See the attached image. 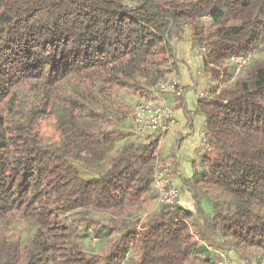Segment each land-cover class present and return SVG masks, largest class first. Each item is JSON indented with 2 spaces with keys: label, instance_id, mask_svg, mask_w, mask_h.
<instances>
[{
  "label": "trees",
  "instance_id": "obj_1",
  "mask_svg": "<svg viewBox=\"0 0 264 264\" xmlns=\"http://www.w3.org/2000/svg\"><path fill=\"white\" fill-rule=\"evenodd\" d=\"M189 28L210 148L181 179L194 209L149 212L176 151L123 125L175 79ZM213 236L244 264L264 256V0H0V264H122L133 249L126 264H216Z\"/></svg>",
  "mask_w": 264,
  "mask_h": 264
},
{
  "label": "crops",
  "instance_id": "obj_2",
  "mask_svg": "<svg viewBox=\"0 0 264 264\" xmlns=\"http://www.w3.org/2000/svg\"><path fill=\"white\" fill-rule=\"evenodd\" d=\"M175 57L178 66L175 82L184 91L181 97V94L172 89L162 93L166 104L172 109L173 119L162 142V153L164 157H168L173 149L176 151V171L174 168L172 180L180 190L178 204L193 210L194 201L191 194L182 188L181 179L191 177L200 161L201 132L204 130L205 116L199 111L198 100L208 90L211 76L206 70L203 55L193 45L190 28L183 41L176 44Z\"/></svg>",
  "mask_w": 264,
  "mask_h": 264
},
{
  "label": "built area",
  "instance_id": "obj_3",
  "mask_svg": "<svg viewBox=\"0 0 264 264\" xmlns=\"http://www.w3.org/2000/svg\"><path fill=\"white\" fill-rule=\"evenodd\" d=\"M204 51V48H200V52ZM239 60L241 63L245 62L243 58H233ZM242 63V64H243ZM168 89L176 90L175 79L161 83L159 88L152 90L149 95V101L141 103L137 106L135 112V126L140 133L153 134L159 133L160 138L158 141V147L161 149L162 142L165 134L173 123L172 109L169 107L162 93ZM177 93L181 94L182 89H178ZM203 95L210 97L211 94L204 93ZM166 120V122H164ZM208 138L204 132H201V146L199 151V157L201 158L209 150ZM155 172V178L153 187L158 193V204L174 205L180 196V190L177 186L173 185L172 178L167 169H159L158 161ZM222 264V263H221Z\"/></svg>",
  "mask_w": 264,
  "mask_h": 264
},
{
  "label": "rangeland",
  "instance_id": "obj_4",
  "mask_svg": "<svg viewBox=\"0 0 264 264\" xmlns=\"http://www.w3.org/2000/svg\"><path fill=\"white\" fill-rule=\"evenodd\" d=\"M199 52H200V50H199ZM252 55L253 56H255V55L258 56V55H260V53H259V51H256L255 54H252ZM206 93H210L209 87H208V90L205 91V94ZM131 121H132V118L130 117L127 121L124 122V125H123V127L125 129L126 137L128 139H132L133 140V139H135L136 136L140 137L141 135H145L144 133H139L138 134L137 130L134 128L135 122H131ZM42 131H43L45 137L51 138V136H53V139L56 138L55 131H54V126L52 124L51 119H46L45 121H43ZM129 133H131V137H128L127 134H129ZM162 148L163 147H161V151H162ZM199 167H201V165H200V163H197L195 169H197ZM167 170L169 171V174H170L171 178L173 179L174 170L170 169V168H167ZM172 183H173V180H172ZM150 201H149V203L147 205H144L145 210H148L149 212L155 210V207H157V205H158V197H157L156 200H153L152 202H150ZM146 214L147 213H142L141 217H139L140 216L139 214L138 215H134V218H136L134 220V222H136V226L138 228H140V225H141L140 221L145 218ZM79 224H80V222L78 223V226H80ZM91 229H93V228H91ZM91 229L85 230V228H83L81 226L79 228V230L82 231V233H88V235L89 234L92 235V234L95 233L98 237H100L102 239L101 234H97V232H93ZM29 231H30V228L27 227V226H24V227H22V230H20L19 232L21 233L22 237H25L27 235V233H29ZM193 232H194V230H193ZM81 239L83 241V244H82L83 247H86L87 250H90V251L97 250L99 248V246H100L99 245L100 241L99 242L96 241L94 238H91V236H87L86 238H81ZM209 240H210V242H208V244L211 245L210 246L211 247V251H212V253L215 256V259L217 260L216 264H221V263L222 264H244V262L237 255L236 251L230 250L231 246H228L227 244L224 245L223 238L221 239L219 237L213 236V240H212V238H209ZM135 252H136L135 249L131 250L130 255L127 257L128 262H127V260H124L125 263L123 262L122 264L129 263L132 260V257L134 256ZM253 264H264V256H262V254H258L257 257H256V260H254Z\"/></svg>",
  "mask_w": 264,
  "mask_h": 264
}]
</instances>
